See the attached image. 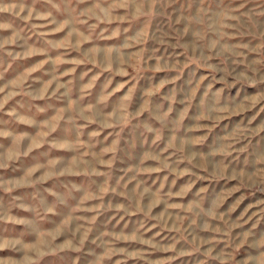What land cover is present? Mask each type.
I'll return each mask as SVG.
<instances>
[{
	"label": "rangeland",
	"instance_id": "374dc122",
	"mask_svg": "<svg viewBox=\"0 0 264 264\" xmlns=\"http://www.w3.org/2000/svg\"><path fill=\"white\" fill-rule=\"evenodd\" d=\"M0 8V264H264V0Z\"/></svg>",
	"mask_w": 264,
	"mask_h": 264
},
{
	"label": "clouds",
	"instance_id": "9594fccd",
	"mask_svg": "<svg viewBox=\"0 0 264 264\" xmlns=\"http://www.w3.org/2000/svg\"><path fill=\"white\" fill-rule=\"evenodd\" d=\"M7 9H5V8H0V12H3V11H6ZM0 27H3L2 25H0ZM161 87L163 86V83L160 85ZM21 223H23V221H20ZM28 264H35V262L31 259V258H29L28 259Z\"/></svg>",
	"mask_w": 264,
	"mask_h": 264
}]
</instances>
